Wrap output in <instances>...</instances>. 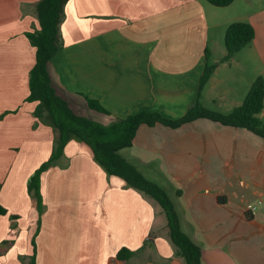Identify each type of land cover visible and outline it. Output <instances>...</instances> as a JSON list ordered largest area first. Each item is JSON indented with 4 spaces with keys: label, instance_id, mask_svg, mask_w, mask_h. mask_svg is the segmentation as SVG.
<instances>
[{
    "label": "crops",
    "instance_id": "obj_1",
    "mask_svg": "<svg viewBox=\"0 0 264 264\" xmlns=\"http://www.w3.org/2000/svg\"><path fill=\"white\" fill-rule=\"evenodd\" d=\"M38 1L0 0V264H21L18 255L29 252L38 213L27 186L53 146L52 128L25 100L35 62L25 32L39 27ZM235 21L255 36L221 62ZM61 32L51 78L74 108L103 123L141 109L181 116L198 91L205 50L215 64L200 96L207 108L227 112L264 78L262 1L69 0ZM78 93L111 114L89 110ZM64 154L42 178L36 264H183L157 201L108 174L83 143L70 140ZM121 154L165 189L202 264H264V138L205 118L141 124ZM122 247L133 251L127 261L116 256Z\"/></svg>",
    "mask_w": 264,
    "mask_h": 264
},
{
    "label": "trees",
    "instance_id": "obj_2",
    "mask_svg": "<svg viewBox=\"0 0 264 264\" xmlns=\"http://www.w3.org/2000/svg\"><path fill=\"white\" fill-rule=\"evenodd\" d=\"M68 1L39 0L35 5L39 27L25 32L28 40L35 47V62L29 72V93L25 100L36 102L33 115L39 122L49 125L54 136L49 157L34 171L27 186L28 193L35 200L38 218L35 229L29 237V252L18 255L21 264H36V235L40 226V215L44 209L41 194L42 178L51 167L61 165V159L65 155V146L70 140L87 146L94 160L108 174L121 178L127 186L157 201L165 212L170 239L182 263L202 264L201 249L181 230L173 202L165 189L155 181L148 179L135 164L124 158L121 150L132 145L135 133L141 124L153 126L160 123L176 128L198 118L209 119L220 125L244 128L264 138V121L259 117L263 108L264 78L256 77L250 84L242 103L227 112L207 108L201 103L200 96L215 69V64L209 62L210 54L205 50L206 63L199 79L198 91L181 116L168 118L158 111L141 109L125 117H112L110 122L103 123L84 111L74 108L51 78L52 61L64 44L61 24ZM207 1L215 6H226L233 0ZM254 36L255 30L250 23L244 21L230 23L224 33L226 53L220 61H229L238 50L251 42ZM78 94L83 96L89 110L111 114L98 100L82 93ZM6 213V208L0 204V214ZM16 218L18 216L11 215V219ZM12 242V239H4L1 244ZM132 254L133 251L122 247L116 256L121 261H127Z\"/></svg>",
    "mask_w": 264,
    "mask_h": 264
},
{
    "label": "built area",
    "instance_id": "obj_3",
    "mask_svg": "<svg viewBox=\"0 0 264 264\" xmlns=\"http://www.w3.org/2000/svg\"><path fill=\"white\" fill-rule=\"evenodd\" d=\"M255 208H256V205L254 203H249L246 206V210L249 211V212H251V213L254 212Z\"/></svg>",
    "mask_w": 264,
    "mask_h": 264
},
{
    "label": "rangeland",
    "instance_id": "obj_4",
    "mask_svg": "<svg viewBox=\"0 0 264 264\" xmlns=\"http://www.w3.org/2000/svg\"><path fill=\"white\" fill-rule=\"evenodd\" d=\"M253 3H255L256 5H259V2L262 1V4L264 5V0H252ZM215 38V36H212V33H211V39ZM224 41V39H223ZM223 46H224V42H223ZM249 88V87H248ZM210 109H212L213 107H209Z\"/></svg>",
    "mask_w": 264,
    "mask_h": 264
}]
</instances>
